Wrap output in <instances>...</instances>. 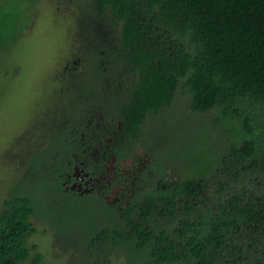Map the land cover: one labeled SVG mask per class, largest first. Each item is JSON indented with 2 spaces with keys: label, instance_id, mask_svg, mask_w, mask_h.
<instances>
[{
  "label": "trees",
  "instance_id": "16d2710c",
  "mask_svg": "<svg viewBox=\"0 0 264 264\" xmlns=\"http://www.w3.org/2000/svg\"><path fill=\"white\" fill-rule=\"evenodd\" d=\"M38 1L0 0V57L23 36ZM73 4L82 11V39L92 40L83 74L88 79L74 95L80 103L93 102L98 91L108 92L104 76L117 84L119 74L130 78L129 89L117 87L107 99L135 136L145 123L175 136L170 152L183 176L174 207L182 212L166 202L161 214L154 208L139 219H98V202L76 199L58 180L74 139L69 125L54 130L31 157L36 180L19 179L4 201L0 264L31 259L37 220L79 253L96 244L91 239L98 228L112 225L104 230L110 243L101 253L114 252L128 264H264V0ZM91 76L101 77V84ZM42 262L36 252L32 264Z\"/></svg>",
  "mask_w": 264,
  "mask_h": 264
},
{
  "label": "rangeland",
  "instance_id": "374dc122",
  "mask_svg": "<svg viewBox=\"0 0 264 264\" xmlns=\"http://www.w3.org/2000/svg\"><path fill=\"white\" fill-rule=\"evenodd\" d=\"M80 13L73 0H39L23 36L0 57V215L19 179L36 180L28 167L31 157L47 146L54 130L79 118L82 107L74 93L89 66L92 41L82 39ZM35 227L29 240L38 249L24 264H32L36 252L43 254L41 264H81L69 239H56L44 221ZM96 264L128 262L113 254Z\"/></svg>",
  "mask_w": 264,
  "mask_h": 264
},
{
  "label": "flooded vegetation",
  "instance_id": "af4514ba",
  "mask_svg": "<svg viewBox=\"0 0 264 264\" xmlns=\"http://www.w3.org/2000/svg\"><path fill=\"white\" fill-rule=\"evenodd\" d=\"M103 64L105 62L101 66ZM107 69L108 67H104V73ZM83 74L79 84L88 79ZM119 75L115 77L118 84L107 75L104 76L107 77L104 84L108 92L102 94L98 91L99 95L93 102H79L82 107L79 118L73 124L64 125L65 128L73 126L71 138L74 139L69 142L67 154L62 159L63 171L59 172L58 180H61L64 191L76 199L86 197L90 202H98V205H93L97 208L94 212L98 219L106 220L114 214L121 218L136 216L139 219L154 208L156 213L161 214L165 206L162 205L166 202L171 203L174 210L182 212L180 206L174 207L179 204L181 191L176 186L183 176L182 163L176 162L170 152L177 147L175 136L173 139L172 136L169 138V135L157 131V125L147 126V123L141 126V132L138 130L139 136H135L134 131H128L127 128L125 129L128 134L124 132L125 122L119 119V106L114 102L111 104L112 100L107 99L114 89L117 91L118 88H130V78ZM91 78L96 84H101V77ZM110 97L116 101L114 96ZM86 98L82 97V100ZM165 142L170 147H166L164 151L168 152L163 155L160 147ZM106 225L103 224L98 228L100 231L93 235L91 240L96 244L90 241L93 243H89L90 248L83 253L76 252L81 258V264L87 261L96 264L116 254L101 253V245L110 243L105 238L104 230L113 228L112 225ZM100 234L104 236L101 239ZM84 238L88 237L85 235Z\"/></svg>",
  "mask_w": 264,
  "mask_h": 264
}]
</instances>
